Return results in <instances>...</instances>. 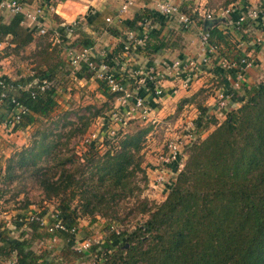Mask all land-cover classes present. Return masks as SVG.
Instances as JSON below:
<instances>
[{"label": "trees", "instance_id": "16d2710c", "mask_svg": "<svg viewBox=\"0 0 264 264\" xmlns=\"http://www.w3.org/2000/svg\"><path fill=\"white\" fill-rule=\"evenodd\" d=\"M17 1L26 4L31 0ZM247 8L241 14H246ZM146 15L135 16L127 24L128 31L138 33L146 19L152 18ZM239 15L237 12L230 17L233 24L231 31L235 34H240L251 21L247 18L235 26ZM22 21V15H14L8 24L0 21V43L10 37V44L13 46L3 51L2 57L21 56L23 62L36 65L33 66L32 74L25 77L14 80L3 78L9 91L3 100L0 97V107H5L6 111L13 109L9 100L14 98L28 111L14 127V130L21 131L40 124L56 111L58 91L62 83L57 75L62 73L64 78L67 74L64 69L59 74L57 67L54 69L51 66L53 60L50 56L48 61L46 57L38 59L39 55L48 51L47 45H44L43 52L32 53L33 59L23 55L25 47L33 41V36L21 26ZM205 30L208 34L207 45L217 48L215 61L220 58H232L235 61L239 59L241 54L238 51L232 52L230 33H223L216 24L207 26ZM111 33L115 35L116 31L111 30ZM146 38L147 41L140 49L139 46H131L128 52H139L141 49L153 51L154 47H148V44L150 38L155 39L156 35L149 31ZM79 44V50L93 47L85 38ZM227 53L232 54L228 56ZM105 62L111 64L107 57ZM216 66L221 68L218 64ZM82 70L86 79L93 77L85 68L79 73ZM222 70L232 79L235 77L234 71ZM43 79L52 85L47 90L40 91L37 86ZM225 80L229 85L228 80ZM96 81L102 97L111 100L116 95L109 92L105 82ZM126 84L127 81L123 79L122 85ZM220 84L222 88L225 87L223 80ZM151 89L152 85L147 81L145 87L138 90L139 97L144 98ZM230 90L223 91V95L235 96V90ZM3 91L0 89V96ZM244 94L239 99L238 108L228 112L224 121L219 124L210 122L215 125L214 129L207 137L191 146L187 160L179 172L176 173L177 163L167 165L176 177L174 183L167 188L165 200L155 205L144 201L123 216L127 219L131 215H146L143 222L136 223L130 232L108 231L101 242L91 244L84 253H71L64 248V256H70L73 260H90L94 257L96 264H264V83L245 89ZM152 100L153 97H147L149 106ZM201 110L206 111L205 108ZM81 118L82 127L78 125L68 131L65 135L67 142L75 134L86 131V118ZM58 125L59 122H55V127ZM42 129L34 135L39 136V139H34L31 147L12 154L5 162L6 167H0V177H3L1 182L7 184L21 177L28 179L32 176L46 199H57L52 213L54 217L49 224L59 220L66 231L48 233L35 222H28V229L32 232L30 238L22 234L13 239L2 231V261L14 255L15 264H45L47 253L35 254L31 250L33 240L56 237L71 244L66 247H73L75 235L69 231H78L83 218L90 219L88 226L95 222V216L108 221L105 225L107 230L115 227L114 225L120 226L123 223L121 213L128 209L125 205L131 199L139 200L140 190L135 183L136 179L144 181L146 178L140 152L147 129L124 136L116 150L104 152L99 159L91 162L93 166L88 167L89 170L79 166V170L62 169V174L55 181L48 173V168L44 170L40 166L52 157L57 143L51 137L56 135L49 128ZM196 129L199 132L205 126L202 127L197 122ZM56 138H61L59 133ZM93 145H88L90 150L94 148ZM54 159L55 157L52 161ZM66 162H70V158L65 157L57 164L63 168ZM46 213L48 209H43L37 215L43 217ZM82 231L87 236L91 234L85 229Z\"/></svg>", "mask_w": 264, "mask_h": 264}, {"label": "crops", "instance_id": "0c3cea01", "mask_svg": "<svg viewBox=\"0 0 264 264\" xmlns=\"http://www.w3.org/2000/svg\"><path fill=\"white\" fill-rule=\"evenodd\" d=\"M124 1L125 0H31L24 5H27L30 9H34L38 6L44 7L45 15L44 21H42V28L46 30V34L48 33L47 35L53 34L54 44H58V47H63L64 49L70 46V50L74 49L76 51L79 50L81 46L79 44L80 40L84 38L88 39L93 44L92 48L94 49L95 57L100 58V54L104 52L111 63V68L121 79L128 81L131 86L133 80L139 78L138 75L135 74L138 70H143L152 66L160 72L163 75L161 85L165 90V95L161 99H154L151 101L150 112L159 107V105H157L158 101L166 100L164 105L169 106L181 98L190 99L194 97L195 94H200L204 90L201 88H205L210 82L216 83L217 85L223 80L225 87H220L217 92L214 93V96H210L205 100V106L208 107L209 111L211 110L215 115L217 113L221 114L222 112H219L217 98L223 91L230 90L232 79L228 80L230 86L228 83H225L227 73L216 66L218 63L215 61L216 59L214 56L211 57V63L208 66L201 68L203 70L199 75H192V71L184 72V75L189 80V87L187 89H183L180 86L182 79L178 77L173 79L174 72H171L170 67L176 60L184 63L192 61L198 62L200 59L199 57L203 55L201 34L206 31L205 29L207 26L216 24L223 33H228L233 27L230 18L231 15L237 12L241 14L245 7L263 8L264 0H235V2L229 6L230 9H228V14H225V16L222 15V17L216 14V20L213 19V13L217 11L215 0H132L133 4L128 12L121 15L120 8ZM159 1H169L173 3L178 7L179 12L187 14L193 23L185 28L179 22L177 15L170 17L159 15L156 12V4ZM211 6L212 8L210 9L209 7ZM50 8H53V10H50ZM208 13L212 15L211 20H207L204 17L205 14ZM142 14L152 16V18L148 17L146 19L147 25L142 27L140 31L135 34L141 35L140 32L143 33L144 30H146L147 33L150 31V33L155 34L156 38H150V44H148V47H154L153 51L143 49L139 52L125 51L123 47L126 42V35L130 32L127 29V24L132 21L135 16ZM193 14L195 18H193ZM13 17L14 15L9 11L0 9V21L3 24H8ZM106 19L110 21L106 22ZM74 22H78L75 34L67 38L64 34V27ZM259 25H261V27ZM21 26L33 36V41L25 47L24 52L29 51V53L33 54L43 52V48L37 44V42L43 38L40 37L41 34H38V27L24 18ZM111 30L114 32L116 31V34H112ZM10 40L11 38L7 37L1 42V80H3L4 77L14 80L15 78L18 79L32 74L33 66L35 65L23 62L21 56L10 55L2 57L4 50L13 47L10 44ZM57 40L59 42H57ZM230 41L231 44H233L231 48L232 52L238 51L242 57H246L253 65L245 71L240 88L235 91L236 95L233 97L229 95L226 96V108L233 109L240 105L239 99L245 96V89L258 84L264 79V33L262 32L261 20H251L240 31V34L234 33L230 36ZM161 43H163L164 46L159 45ZM153 44L156 45L153 46ZM141 46L142 45H137L139 49ZM70 50L66 53L67 55L63 53L66 57L62 58V60H65L67 63V66L69 65ZM26 54L27 53H25V55ZM227 54L231 56L232 53ZM228 60H232V58ZM58 61H60V59L57 61L54 60V62ZM57 68L61 67L57 66ZM60 73L59 71V74ZM83 73L84 71L82 70L76 75L79 81H82V83L86 85H88L90 81L95 82L96 84H93L92 87L94 88V85H96L98 90L99 86L97 81H94L93 78L86 79ZM61 75L63 76L62 73ZM217 87L218 86H215V89ZM0 109L6 111L3 106H1ZM30 128L31 127H28L22 131L14 130V128H7L0 123V167L4 164L6 159L14 154L15 147L19 148L23 146L25 143L24 133ZM49 214L51 213L49 212ZM28 215L29 213L27 216ZM3 222L5 225L0 228V233L4 231L10 238L17 239L22 234L27 238L32 236L31 230L28 229V218H24L23 223H18L14 219L11 221L6 217ZM65 246L66 243L59 238L45 237L41 240H33L31 250L37 255H42L43 252H46L47 259L45 264L53 262L54 264H78L77 260H73L72 257L68 259L69 257L64 256ZM0 264H15V256L13 255L8 260H0Z\"/></svg>", "mask_w": 264, "mask_h": 264}, {"label": "rangeland", "instance_id": "374dc122", "mask_svg": "<svg viewBox=\"0 0 264 264\" xmlns=\"http://www.w3.org/2000/svg\"><path fill=\"white\" fill-rule=\"evenodd\" d=\"M229 1L230 0H215L217 11H215L213 15L216 16V14H218L219 17H222V15L225 16V14H228V9H230L229 6L232 5L235 0ZM227 2H229L228 5ZM209 8L211 9L212 6ZM215 16L213 18H216ZM193 18H195L194 14ZM228 33H230V36L234 34L231 30ZM47 34L41 35L40 37L43 38L37 42L42 48L44 45L48 47V51L39 55L38 59L46 57V61H48L50 56L51 60H53L51 66H53L54 69L57 66H62L61 68H56V70L62 71L66 69L64 71L67 72L64 78L62 75H57L62 81L58 91V107L48 119L42 120L40 124L37 123V125L25 131V143L19 148L15 147L14 153L24 148L31 147L34 139H39V136L34 137V135L37 131L43 130L42 128L51 129L56 137L59 133L61 136L60 139H57L55 136L51 137L52 140H55L57 143L52 157H50L44 165L40 166L43 167L44 170L48 168V173H50L52 180L55 181L62 174V169H69V171L75 169L79 170L77 169V166H79L87 171L89 170L88 167L93 166L91 162H95L99 159V156L104 152L116 150L124 136L132 135L141 129L148 130V133L142 140L143 148L140 152L142 167L145 170L146 178L144 181L140 178L136 179L135 183L140 190L139 200L131 199L129 200L130 202L125 205L128 209L123 211L120 216L123 219V223L120 226L114 225L115 227H110L107 230V228H105V225L108 224L106 219L95 216V222L88 226L90 219L83 218L79 224V226H81L78 229L79 231H76L74 234L75 240L78 243L85 240H90L91 244L98 243L102 241L104 235H106L108 231L111 232L116 230L120 233L122 231L130 232L133 230L136 223H141L145 220L146 215L142 214L136 216L131 215L127 219H124L123 216L126 215L128 210L134 209L138 204L144 201L155 205L161 204L165 200L168 193L167 188L174 183L176 177L175 174L171 173L170 170L165 167L164 159H166L169 154V143H175L177 145L180 153V163L183 168L191 151V146L207 137L214 129L215 125L210 124V122L214 121L215 124L221 123L226 118L227 113L238 108V106L233 109L226 108L227 103H225L224 106H220V99L218 96V108L220 110L219 112L222 113H217L216 116L211 110L209 111L208 107L205 106V100L210 96H214V93L221 87L220 82L217 85L216 83L210 82L208 86L201 88L204 90L200 95L195 94L194 97L187 99L188 102H183L185 99L181 98L173 102L172 105L166 106L164 105L166 100L163 99L164 101H158L157 105H159V107L151 111L148 116L134 118L124 114L125 116H121V123H116L114 115L121 114L124 109L126 110L127 106V103L125 104L121 99L122 94H116L111 100H107L99 94L96 85H94V88L92 87L93 84H96L95 82L90 81V83L88 82V85H86L82 83V81H79L76 75H78L80 70L76 72L70 64L67 66L65 60H62L71 49L70 46L66 47V49L58 47V44H54L53 34ZM25 53H27V57L33 59L31 57V55H33L32 53H29V51L24 52V56ZM58 59H60V61L54 64V60L57 61ZM93 79L96 81L95 78ZM259 83H264V79ZM215 86L218 87L215 89ZM201 108H205L206 111L202 112ZM97 112H99L97 115L94 114ZM81 117L86 118V131L83 134H75L67 142L65 135L71 129L78 127V125L81 126ZM55 122H59L57 127H55ZM197 122L200 123L202 127L205 126V129L199 130L198 132L196 129ZM107 126H112L115 132L113 136L106 134L105 129ZM92 135H95L96 138H92ZM92 144H94V148L90 150L88 145L92 147ZM53 157H55L54 161H52ZM65 157L70 158V162H66L62 168L58 166L57 163L58 161H63ZM72 161L74 163H72ZM5 162L1 165L2 169L7 165ZM159 176L162 177V180H158ZM2 179L3 177H0V228L4 227L5 223L3 221L6 217L8 220L12 221L14 219L18 223H23L24 218H28L31 214H39L43 209H48L51 214L55 210L57 199H46L39 184L32 176L28 179H23L21 177V179L13 180L11 183L7 182V184H3L1 182ZM49 212L43 216L47 223H49L51 219V214H49ZM28 213L29 215L27 216ZM84 229L91 232V234L87 236L83 233L84 231H82ZM66 245L69 246L71 244L68 243ZM64 248L69 250V252L71 251V253L75 251L73 250L74 247L69 248L65 246ZM77 263L95 264V258L93 257L90 260L89 258H81L77 260Z\"/></svg>", "mask_w": 264, "mask_h": 264}, {"label": "built area", "instance_id": "2783aa9c", "mask_svg": "<svg viewBox=\"0 0 264 264\" xmlns=\"http://www.w3.org/2000/svg\"><path fill=\"white\" fill-rule=\"evenodd\" d=\"M132 0H125L123 5L120 8V14L124 15L128 12L129 8L132 6ZM0 9L9 11L13 15H22L24 19L29 20L32 24L38 27V34L44 35L46 34V30L42 28V21H44L45 9L43 6H38L34 9H30L28 6L19 3L17 0H8V1H0ZM53 10V8H50ZM156 12L163 17H170L173 15L178 16L179 22L187 28L188 25H191L193 22L187 14H182L179 12L178 7L169 1H159L156 4ZM205 19L211 20V15L205 14ZM250 20H261L262 23V32L264 33V7L263 8H247L246 14H240L237 21H235V26H238L245 19ZM109 19H106V22H109ZM78 22H74L64 27V34L67 38L72 37L75 34L76 26ZM147 25V22H144L141 26L144 27ZM137 32L130 31L126 35V42L124 43L123 49L125 51L129 50L131 46L143 45L147 40L146 38V30L141 32V35L135 34ZM208 34L205 32L201 34V42L203 45V55L199 57V61L195 62H180L178 60L174 61L170 67L171 72H174V78H180L181 83L180 86L183 89H187L189 87V80L184 75L186 71H192V75L196 76L202 72L206 66L211 63V57L217 55V48L213 46L207 45ZM57 42H59L57 40ZM1 47V43H0ZM208 47V50H206ZM69 64L70 66L77 72L82 68H85L90 73H92V78L96 80H101L105 82L107 89L112 94H122L121 99L127 105L126 110H123L121 114H115V122L121 123L123 115L131 116L134 118H142L148 116L150 113V106L147 104V97H153L154 99H161L165 95V90L163 89L161 83L163 81V75L158 72L154 67L150 66L143 70H138L137 74L138 79L133 80V85L127 81L128 84L122 85L123 79H121L116 72L111 68L112 66L105 62L106 55L104 52L100 54V58L95 57L94 49L92 47L83 48L81 50H70L69 52ZM218 65L226 70V71H234L235 77L232 79L230 76H227V80L232 79L231 89L238 90L240 88L241 82L244 78L245 71L248 68H251L252 62L249 61L246 57H239L237 61L228 60L224 58H220L217 60ZM151 83L152 89L148 90L146 96L144 98H140L138 95V90L140 88H144L146 82ZM51 83L48 80L43 79L41 83L37 86L40 91L47 90L51 87ZM0 89L4 90L1 94V100L6 97V93L9 91L8 88L5 87L3 80L0 79ZM175 93V90H174ZM219 105L224 106L226 103V96L221 93L219 95ZM2 102V101H1ZM9 103L13 106V109L9 111H5L0 109V123H2L7 128H14L16 124L19 123L20 117L27 114V109L23 108L16 102L14 98L9 100ZM124 115V116H125ZM122 116V117H121ZM106 134L113 136L115 134L112 126H107ZM92 138H96L95 135H92ZM169 154L165 161V167L168 169L167 165L171 163H177V172L182 168L180 153L178 147L175 143H169L168 145ZM169 170V169H168ZM171 172V171H170ZM173 173V172H171ZM175 174V173H173ZM176 175V174H175ZM158 180H162V177L159 176ZM54 216L51 214V218ZM28 222H35L38 224L40 228H43L48 233H53L54 231L61 230L66 231L65 226L61 223V221H55L54 223H47L46 219L42 216H38L37 214H31L28 217ZM72 234H75V229L69 231ZM116 233H118L116 231ZM91 246L90 240L82 241L78 243L77 241L73 245V250L76 252H86L88 248ZM96 264V263H95Z\"/></svg>", "mask_w": 264, "mask_h": 264}]
</instances>
